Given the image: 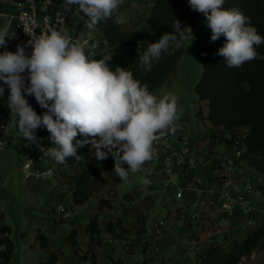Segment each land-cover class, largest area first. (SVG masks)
Returning <instances> with one entry per match:
<instances>
[{"label":"crops","instance_id":"0c3cea01","mask_svg":"<svg viewBox=\"0 0 264 264\" xmlns=\"http://www.w3.org/2000/svg\"><path fill=\"white\" fill-rule=\"evenodd\" d=\"M154 1L127 0L119 14L123 15L124 10L128 13H137L141 10L144 12L147 2L152 10ZM0 14L7 15V17H0V30H4L10 18L16 14V9L7 3L0 2ZM81 17L73 16L71 27L75 32ZM122 27L128 29L124 23ZM85 33L93 34L101 39L102 46L99 52L112 55L122 49V46L116 49L110 46L97 29ZM9 47V43L0 46V53L9 51ZM200 110L203 118L198 117L200 127L197 126L196 131L192 129L189 131L177 125L175 133L170 132L157 142L155 145L157 155L144 165V170L136 174L130 173L127 181H121L116 173L104 176L105 183L99 189V196L90 197L82 204L74 202L77 185L69 177L62 178L57 175L40 180L23 179L27 182L28 205L30 208L43 212L45 216L43 220H39L42 225L36 228L35 238L31 241L29 249L30 259L25 264H42L57 249L63 252L57 264H93L91 253L86 254L85 257L83 255L89 248L87 223L94 214H98L100 220L105 223L114 222L120 218L129 232L126 234L127 239L121 240L113 238L108 231H103L101 244L93 246L96 264H118L119 262L120 264H194L197 254L211 242L228 245L234 240L244 239L250 231L255 229L253 225L242 220L241 212L245 202H251L253 206L255 224L258 226L263 224L264 195L253 198L247 192V187L264 185V179L252 176L244 160H234L229 144L213 141L208 133L218 129L222 136L227 137V131L222 126L215 127L207 120L206 101L199 100L196 115ZM0 118H8L10 121L11 113L6 103L0 104ZM21 139L22 136L18 130L12 128V134L8 137L6 149L1 156L2 162L7 160L10 154L24 152L26 157L18 167L19 171L32 151L31 148L22 146ZM208 150L212 151L213 156L218 160L224 157L233 160V166L229 163L220 170L213 169L211 160H206ZM92 153L94 149L90 145L86 154L92 155ZM53 161L54 159L47 157L39 162V167L48 168ZM219 177L223 178L219 179ZM143 178L149 179L150 184L145 185L142 182ZM168 179L172 182L168 183ZM108 190L120 193L110 201L114 208L119 207L118 210L101 207L99 198H106ZM224 190L235 192L236 203L230 214L221 208V193ZM178 192L183 193L181 198L177 197ZM125 194L128 195L126 200H121ZM5 195L4 191L0 192L1 199ZM31 196H40L41 205L38 206ZM160 200L166 215L148 223L151 210L158 206L157 202ZM121 202L123 205L120 204ZM58 206H61L63 211H59ZM141 212L146 217V221L145 232L140 235L137 231L139 229L138 215ZM73 228H76L78 233V255L66 240ZM12 231L13 229L9 234L11 239ZM39 234L46 239L44 246H41L37 240ZM22 235H24L23 232ZM137 236L140 238L131 247V239ZM53 241L58 242V247L51 245ZM38 249L39 257L34 262L31 255ZM18 253L19 251L14 248L7 264L19 263Z\"/></svg>","mask_w":264,"mask_h":264},{"label":"clouds","instance_id":"9594fccd","mask_svg":"<svg viewBox=\"0 0 264 264\" xmlns=\"http://www.w3.org/2000/svg\"><path fill=\"white\" fill-rule=\"evenodd\" d=\"M123 0H64L63 8L74 15L88 17L86 26L94 31L97 25L115 15V23L126 22L118 14ZM192 10L202 13L211 30V41L221 36L226 42L218 50L228 67H240L254 60L256 47L264 43L249 17L237 8H225V0H188ZM32 51L18 46L15 52L0 53V81L10 89L8 107L9 128L30 142H37L35 130L41 126L49 132L54 146L42 149L43 155L64 163L69 157L80 159L78 147L90 144L96 160H104L111 153L114 171L121 181L129 174L144 170V165L156 155L155 145L167 134L175 133L182 109L178 97L165 93L161 96L134 78L131 71L116 66L112 70L106 60L91 59L85 46L73 42L66 29L49 27L40 34L29 30ZM7 30H0V46L6 44ZM193 29L181 28L175 20L174 32H165L149 43L140 55V65L151 71L153 62L163 53L178 51L185 41L195 40ZM28 70V86L24 87ZM4 88L0 87V96ZM24 93L33 95L38 104L47 109L38 115ZM81 135L85 139L77 140ZM107 149V151H104ZM126 165V167H125ZM147 185L150 180L143 178Z\"/></svg>","mask_w":264,"mask_h":264},{"label":"trees","instance_id":"16d2710c","mask_svg":"<svg viewBox=\"0 0 264 264\" xmlns=\"http://www.w3.org/2000/svg\"><path fill=\"white\" fill-rule=\"evenodd\" d=\"M126 3L127 0H123L119 6L118 14L123 10ZM223 7L239 9L250 18L251 24L264 37V0H225ZM115 15L101 21L96 29L103 34L110 46L114 49L122 46V49L112 55L98 52L89 57L96 60H106L112 70H115L116 66H120L131 71L134 78L141 81L142 84H146L149 90L154 92L174 76L185 42L180 50L172 51L170 49L168 53H163L160 60L153 62L151 71L145 72L141 67L140 55L149 43L155 42L163 33L174 32L175 20L181 22L182 29L190 26L194 31L200 13L190 8L188 0H155L149 27L141 26L131 30H124L120 24H116ZM87 21L88 17L82 15L77 23L76 33L81 34L88 30ZM225 42L226 38L223 36L214 42L211 41L210 30V42L205 48L202 59V74L195 84L194 90L200 101H206L208 107L207 120L216 127L223 126L230 133V138H227L212 132L213 141L218 140L229 145H232L235 140L242 142L246 150L241 158L248 157L252 167L264 171V43L256 47L258 55L254 60L246 62L240 67L230 68L224 58L218 55L219 48ZM236 130H242V132L237 134ZM76 139L81 140L85 137L78 135ZM89 146L90 144H86L83 147H78L77 155L82 157L88 152ZM213 155V152L208 150L206 160H211L213 169H222V161ZM80 160L81 158L69 157L64 163H59V166L66 165L70 169L76 167ZM65 170L67 169H62V171ZM93 171V164L81 170L80 177L76 180L75 204L88 201V197L80 198L79 193L85 186L83 181ZM124 196L127 197L128 195L125 194ZM138 221L137 234L141 235L145 232L146 217L139 214ZM105 230L113 238L121 240L127 239L126 234L129 233L120 218L114 222L105 223L100 220L98 214L92 215L86 227V233L89 236V248L83 257L91 253L93 264H96L93 246L101 244V234ZM1 232L4 233V236L0 238V246L6 245V259L3 264H7L15 244L9 237L11 233L9 226H2ZM41 235L39 234L37 240L41 246H44L46 239ZM77 235L76 228H73L66 237L76 255L79 254ZM263 236L264 224H261L256 230L250 231L242 240H234L228 245L211 242L209 246L197 254L194 264H238L243 258H247L253 253ZM62 255L61 250H54L42 264H57Z\"/></svg>","mask_w":264,"mask_h":264},{"label":"rangeland","instance_id":"374dc122","mask_svg":"<svg viewBox=\"0 0 264 264\" xmlns=\"http://www.w3.org/2000/svg\"><path fill=\"white\" fill-rule=\"evenodd\" d=\"M151 12L152 10L150 7H148V2L145 4L144 12L141 10L137 11V13H128V11L124 10V12H122V16H124L126 19V22L124 23L125 27H128V29L124 30H131L141 26L148 28L150 24L149 20L151 17ZM201 14L202 13H200V15ZM82 15L83 13H80V15L77 17ZM120 25L121 27L123 26V24ZM193 35L196 37L195 40L185 41L183 53L177 65L174 76L153 92L158 96H161L165 93H171L178 97V103L179 107L182 109V114L180 116V120L177 122V125L180 127H185V129L189 131L191 129L196 131L197 126L200 124L198 119L203 118L201 110L199 111V114L196 115L199 109V100L197 94L195 93L194 87L202 74V59L205 53V48L210 42V28L207 27L206 18L204 15L201 20H198L197 26L193 31ZM212 132L220 134L218 129ZM236 132L239 134L242 132V130H236ZM227 134V138H230V133L228 131ZM208 135L212 136L211 132L208 133ZM9 149H11L10 146ZM9 156L10 157L8 159L6 158L7 160L1 162L0 166V192L4 191L6 194L5 197L3 196L2 199L0 198V238L4 236V233L2 234L1 232L2 226H9L10 232L13 229L12 239L15 242L16 250L19 251L18 255H20V262L14 264H25L27 260L30 259L29 254L31 253L29 249L31 241H33L35 238L36 228L42 225V222L39 220H43L45 216L43 215V212L30 208L28 205L27 199L29 194L26 192L27 182L23 180L18 169V167L21 165V162L26 157V154L21 152L15 155L10 154ZM241 159L246 162L247 168H249L252 172V176L264 179V171H262L260 168L252 167L251 160L248 157ZM91 164L94 166V171L83 181L85 186L79 193L80 198L88 197L89 199L90 197H98L99 189L105 183L104 176L113 175L115 173V161L111 153H109L108 157L104 160H96L94 153H92V155L84 154L81 157L80 163L76 167H73L75 169L71 168L70 172L69 170H60L61 176H68L69 179L71 178L75 180L74 182L76 184V180H78L80 177L81 170L83 168H87L86 166ZM221 178L223 177H219V179ZM255 186L261 190H264V185L257 184ZM117 195H120V193L115 190H108L106 198H99L101 207L106 206L110 210L115 208L118 210L119 207L114 208V206L110 203V201L116 198ZM31 198L34 202L36 201L38 206L41 205L40 196H31ZM125 198L126 197H121V200L125 201ZM120 204L123 205L122 202ZM157 204L158 206L154 207V209L150 212L148 223L154 221V219L157 220L160 217L166 215V211L161 206V200L157 202ZM141 214L143 215L142 212ZM22 232L24 235H22ZM139 238L140 237L138 236L132 238L130 246L133 247L136 240ZM51 245L58 247L59 244L58 242L53 241ZM5 247L6 245L0 246V264H3L6 259ZM38 252L39 249L35 252H32L31 258L34 262H36L39 257ZM118 264H120V262ZM238 264H264V236L253 253L247 258H243Z\"/></svg>","mask_w":264,"mask_h":264},{"label":"built area","instance_id":"2783aa9c","mask_svg":"<svg viewBox=\"0 0 264 264\" xmlns=\"http://www.w3.org/2000/svg\"><path fill=\"white\" fill-rule=\"evenodd\" d=\"M2 3H7L16 9V14L13 18H10L9 24L5 27L9 36L5 37L6 44L9 43V51L15 52L18 46L25 48L26 55H30L32 48L28 43L31 37L30 29L34 30L36 34H40L47 31L49 27L57 29H66L71 35L73 42H79L84 44L85 50L89 56L98 53L101 50V39L90 33L78 34L73 31L71 24L76 11V5L71 6V10H65L63 8L64 0H0ZM0 17H7L5 14H0ZM4 29V30H5ZM29 35H28V34ZM5 44V45H6ZM25 77L24 87L28 86V70H25L21 74ZM0 87L4 88V93L0 96V104L6 103L8 105V97L10 94V89L3 81H0ZM25 98L32 108L36 111L38 115H43L47 109L42 108L38 102L35 100L33 95H28L24 93ZM9 123L8 118H0V164L1 156L7 146V139L12 134V128L7 127ZM35 135L37 137V142L27 141L22 137V146L31 148V155L22 163L21 175L25 180H40L49 176H60L62 178H67L68 176H61L60 170L69 168L65 165L63 167L59 166L55 160L52 165L48 168L39 167V162L44 161L47 156L43 155L42 149H47L54 146L49 139V132L43 126L35 130ZM232 158L234 160L240 159L242 154L245 152L246 147L240 141L235 140L232 145ZM221 165L226 166L231 163L233 166L234 161L229 160L226 157L221 159ZM172 180L168 179V183ZM184 189V188H183ZM247 192L253 197H260L264 195V190L259 189L256 186H248ZM182 192L177 193V197L181 198ZM235 192L232 190H224L221 193V208L230 214L235 207ZM59 211H63L61 206H58ZM253 206L251 202H245L242 206V220L246 223L253 225L256 230L259 226L255 224V218L253 217ZM162 224V222H160Z\"/></svg>","mask_w":264,"mask_h":264},{"label":"water","instance_id":"95a60500","mask_svg":"<svg viewBox=\"0 0 264 264\" xmlns=\"http://www.w3.org/2000/svg\"><path fill=\"white\" fill-rule=\"evenodd\" d=\"M203 18V14H201L199 17H198V20H201Z\"/></svg>","mask_w":264,"mask_h":264}]
</instances>
